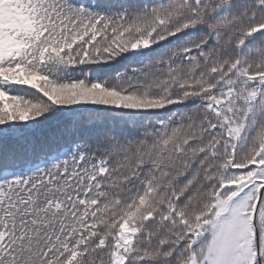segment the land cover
Instances as JSON below:
<instances>
[{"label":"snow or ice","instance_id":"6c2138e0","mask_svg":"<svg viewBox=\"0 0 264 264\" xmlns=\"http://www.w3.org/2000/svg\"><path fill=\"white\" fill-rule=\"evenodd\" d=\"M0 264H264V0H0Z\"/></svg>","mask_w":264,"mask_h":264}]
</instances>
